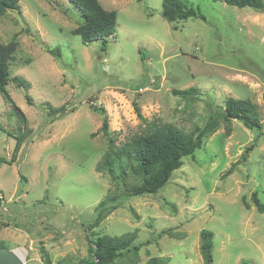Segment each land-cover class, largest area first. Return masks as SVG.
<instances>
[{
    "label": "rangeland",
    "instance_id": "1",
    "mask_svg": "<svg viewBox=\"0 0 264 264\" xmlns=\"http://www.w3.org/2000/svg\"><path fill=\"white\" fill-rule=\"evenodd\" d=\"M100 2L118 13L105 45L72 33L82 13L69 0H20V9L0 18V44L18 35L6 89L27 117L25 125L0 91V245L26 248L24 264H47L44 255L78 264L89 257V234L135 231L140 250L113 264H149L152 257L205 264L201 232L210 229L213 264H264V212L252 200L258 191L264 202V127L234 119L227 135L222 122L157 194L127 196L124 185L96 169L109 137L101 131L104 115L93 108L106 109L117 145L164 123L190 132L229 96L253 100L264 121V11L187 0L206 20L171 23L163 0ZM15 76L31 87L17 86ZM188 87L198 89L193 98L173 93ZM63 104L64 116L50 114L49 105ZM253 143L247 160L226 174ZM114 193L115 208L97 222V206Z\"/></svg>",
    "mask_w": 264,
    "mask_h": 264
},
{
    "label": "trees",
    "instance_id": "2",
    "mask_svg": "<svg viewBox=\"0 0 264 264\" xmlns=\"http://www.w3.org/2000/svg\"><path fill=\"white\" fill-rule=\"evenodd\" d=\"M77 6L82 13V22L72 30V33L79 35L85 44L101 39L105 44L108 42V35L117 25V10L107 9L100 0H69ZM218 1V0H215ZM229 5L238 7H250L256 11H264V0H220ZM20 0H0V18L9 9H20ZM163 16L171 23L187 20L191 17H199L206 20V16L199 8L190 5L187 0H163ZM18 35L15 34L12 40L6 44H0V91L6 99L13 103L15 109L21 114L23 123L26 125L27 117L16 105L6 89L10 81V63L18 48ZM47 51L53 55L60 56L59 49L48 47ZM142 52V51H141ZM143 59L145 57L143 56ZM17 86L29 89L30 81L21 76H15ZM197 87L185 89H173L175 95L183 98H193L197 93ZM135 108L140 112L137 101ZM95 110L104 115L101 131L109 137V148L102 159L96 165L99 172H105L112 181L124 185V194L127 196H139L144 194H157L172 178L175 170L182 167L184 157L193 156L197 149L204 147L207 136L215 133L222 122L226 123V134H230L232 120L242 122L247 128L262 130L264 121L261 119L258 105L250 98H236L229 96L225 100L224 108H218L209 114L208 119L202 125H196L190 132L172 124L164 123L154 125L150 131L133 136L131 139L117 145L110 137V123L104 107L93 106ZM50 114L64 116L68 106L63 104L59 107L49 105ZM141 115V114H140ZM259 136L256 138L258 140ZM23 136L16 138L14 156L20 151L23 144ZM255 146V143L248 146L242 153L241 161L238 160L231 165L226 174L232 172L235 166L247 160L248 154ZM133 176V180L131 177ZM128 178L131 181L128 182ZM119 194L114 193L106 197L97 206V222L102 221L105 216L115 208ZM252 200L260 212H264V202L260 199L258 191L252 194ZM1 202V200H0ZM246 207L249 203L244 198ZM165 234H172L171 230H162L158 237ZM90 242V254L87 259L81 260L78 264H113L115 260L127 252L136 253L142 244L134 243L137 233L129 232L119 236L88 235ZM0 247H4L0 245ZM214 232L204 229L201 232V251L205 264H213ZM44 258L47 264H54L46 255ZM165 257H152L149 264H168ZM56 264H63L59 261ZM242 264H254L244 260Z\"/></svg>",
    "mask_w": 264,
    "mask_h": 264
},
{
    "label": "water",
    "instance_id": "3",
    "mask_svg": "<svg viewBox=\"0 0 264 264\" xmlns=\"http://www.w3.org/2000/svg\"><path fill=\"white\" fill-rule=\"evenodd\" d=\"M0 264H24V261L15 250L0 247Z\"/></svg>",
    "mask_w": 264,
    "mask_h": 264
},
{
    "label": "bare ground",
    "instance_id": "4",
    "mask_svg": "<svg viewBox=\"0 0 264 264\" xmlns=\"http://www.w3.org/2000/svg\"><path fill=\"white\" fill-rule=\"evenodd\" d=\"M15 252L21 257V258H23V256L26 254V248H24V247H20V248H17L16 250H15Z\"/></svg>",
    "mask_w": 264,
    "mask_h": 264
}]
</instances>
